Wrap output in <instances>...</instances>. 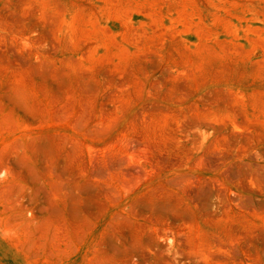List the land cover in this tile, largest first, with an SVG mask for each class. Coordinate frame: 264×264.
Returning a JSON list of instances; mask_svg holds the SVG:
<instances>
[{
  "label": "rangeland",
  "instance_id": "rangeland-1",
  "mask_svg": "<svg viewBox=\"0 0 264 264\" xmlns=\"http://www.w3.org/2000/svg\"><path fill=\"white\" fill-rule=\"evenodd\" d=\"M0 264H264V0H0Z\"/></svg>",
  "mask_w": 264,
  "mask_h": 264
}]
</instances>
